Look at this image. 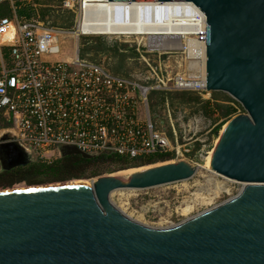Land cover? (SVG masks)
Here are the masks:
<instances>
[{
  "label": "water",
  "instance_id": "95a60500",
  "mask_svg": "<svg viewBox=\"0 0 264 264\" xmlns=\"http://www.w3.org/2000/svg\"><path fill=\"white\" fill-rule=\"evenodd\" d=\"M109 1L190 2L204 14L207 88L243 109L225 124L210 168L244 187L167 228L129 218L111 195L188 181L198 167L187 161L126 179L108 175L83 184L0 189V264H264V0ZM12 136L11 130L0 133V171L34 162ZM58 149L61 158L112 154Z\"/></svg>",
  "mask_w": 264,
  "mask_h": 264
},
{
  "label": "built area",
  "instance_id": "2783aa9c",
  "mask_svg": "<svg viewBox=\"0 0 264 264\" xmlns=\"http://www.w3.org/2000/svg\"><path fill=\"white\" fill-rule=\"evenodd\" d=\"M104 1L62 0V7L74 13L70 29L19 17L15 0H0V6L10 8V16L0 15V118L9 123L0 126V133L11 130L10 139L43 164H53L60 157L58 148L66 145L89 154L111 151L132 161L166 153L171 162L203 168L216 145L212 148L211 138L219 122L186 107H172L167 100L160 116L151 111L149 97L156 91H190L213 101L207 88L206 21L196 35L197 54L190 35H181L183 43L178 39L181 48L173 42L167 49L152 46L149 35H129L138 42L134 50L139 67L126 76L78 54L59 58L61 37L93 35L82 30L85 4ZM165 55H179L181 60L175 61L182 70L167 68ZM226 103L236 109L235 115L243 112L236 100Z\"/></svg>",
  "mask_w": 264,
  "mask_h": 264
},
{
  "label": "rangeland",
  "instance_id": "374dc122",
  "mask_svg": "<svg viewBox=\"0 0 264 264\" xmlns=\"http://www.w3.org/2000/svg\"><path fill=\"white\" fill-rule=\"evenodd\" d=\"M20 3L22 8L28 7L33 9V17H44L51 23L53 21L51 16L52 13L66 14L70 12V10H64L62 8V0H20ZM45 10H49L51 13H47ZM0 15L10 16L9 5L0 6ZM72 27H74V24ZM70 31L74 32V30ZM138 40L143 44L144 41L142 39L139 38ZM59 43L61 49L59 58L61 59H74L78 54L81 59L89 61L97 60L104 64V66L112 73L122 76H126L139 67L137 65L139 55L132 53V50L137 47L138 43L136 37L133 36H131V38L117 35H91L77 37L74 33H70L61 37ZM101 43L107 46L109 50L97 51L98 49L95 48V46L100 47ZM125 51L127 52L125 53ZM149 58L154 60L158 59L156 56H149ZM180 58L179 55L162 56V59H165V66L167 68L172 66L171 69L174 71L182 70V66L178 65L175 61L177 59L181 60ZM182 107H186L190 111L192 110L191 106ZM158 110L159 115L162 116L161 107ZM214 117H216L217 121L221 123V129L229 121L228 119L221 117L218 111H214ZM211 140L213 148L216 143L215 136H213ZM59 150L60 149H58V153ZM31 158H35L33 153L31 154ZM168 162H171L170 158L157 160L153 163L132 164L128 168L120 169L118 168V164L114 161H99L83 167L81 174L75 173L76 175L63 180L52 182L41 181L36 183L21 181L10 186L0 183V189L24 188L25 186L44 185L74 180H87L92 182L99 177L113 175L125 169L148 168ZM203 168H200L196 175L188 181L145 190H132L128 192L129 195L128 193L121 194L116 191L111 195V201L123 211L125 215L141 224L150 227L167 228L177 225L185 219L223 203L229 198L236 196L244 187L243 183L235 180H226L223 176ZM187 205H190L191 209L184 212L183 208Z\"/></svg>",
  "mask_w": 264,
  "mask_h": 264
},
{
  "label": "bare ground",
  "instance_id": "6f19581e",
  "mask_svg": "<svg viewBox=\"0 0 264 264\" xmlns=\"http://www.w3.org/2000/svg\"><path fill=\"white\" fill-rule=\"evenodd\" d=\"M85 5L88 9L82 28L84 32L93 35H117L128 38L131 37L129 35H149L150 44L158 49H167L171 44L173 45V42L177 48H181L182 45L179 42V40L182 42L181 35H190L188 37L193 41L192 47L195 48V54L198 52L200 43L196 35H199L201 30L205 28V16L193 3H156L154 1L120 2L106 0L104 2ZM78 32L75 31V34H78ZM224 128L225 125L221 129L220 135ZM220 135L216 137V144L220 139ZM212 154L213 150L206 159L203 167L217 174L210 168ZM143 169L146 168H129L119 171L113 174V176L126 179L131 173ZM225 179L227 180L228 178ZM83 183L81 180H74L51 184L73 185ZM21 188L9 190H19ZM130 191L132 190H119L117 192L126 194ZM190 209L191 206L187 205L183 208V211L187 212Z\"/></svg>",
  "mask_w": 264,
  "mask_h": 264
},
{
  "label": "trees",
  "instance_id": "16d2710c",
  "mask_svg": "<svg viewBox=\"0 0 264 264\" xmlns=\"http://www.w3.org/2000/svg\"><path fill=\"white\" fill-rule=\"evenodd\" d=\"M17 6V14L19 17L30 18L34 16V11L32 8H22L20 5V0H15ZM8 5V4H4ZM63 8V7H62ZM64 9V8H63ZM66 10V9H64ZM49 13V10H45ZM51 13V12H50ZM52 24L56 26L71 28L74 24V13L68 12L63 13H52ZM39 19L46 20V18ZM97 51L109 50L107 46L101 43L100 47L95 46ZM118 49V48H117ZM132 53H136L132 50ZM96 62H98L96 60ZM213 101L203 100L198 94L190 91H156L152 92L149 97L150 109L152 112L159 111L158 109L164 106L167 100L172 107L176 106H191L192 112L203 113L214 123H217V118L214 117V111H218L221 117L230 120L236 112V109L226 103L232 100V98L222 92H212ZM220 124L215 128V132L220 129ZM9 123L0 118V126H8ZM170 158L169 154L162 153L156 155L147 156L145 159L141 160H129L127 157L117 156L115 154H101L92 158H85L79 154H70L65 157H59L54 161L53 164H43L39 161H34L29 167H21L20 171L16 173V177L10 178L7 181H0V183L7 184L8 186L21 181H27L29 183L43 182V181H57L63 180L68 177L76 175L75 173L81 174L83 167L91 163L99 161H114L118 164V168H128L132 164H142V163H153L157 160H165Z\"/></svg>",
  "mask_w": 264,
  "mask_h": 264
},
{
  "label": "flooded vegetation",
  "instance_id": "af4514ba",
  "mask_svg": "<svg viewBox=\"0 0 264 264\" xmlns=\"http://www.w3.org/2000/svg\"><path fill=\"white\" fill-rule=\"evenodd\" d=\"M33 163V162H32ZM32 163L28 164L27 166L29 167ZM27 166H19V167H15L11 170H2L0 171V181H7L10 178L16 177V173H18V171H20L21 167H27Z\"/></svg>",
  "mask_w": 264,
  "mask_h": 264
},
{
  "label": "crops",
  "instance_id": "0c3cea01",
  "mask_svg": "<svg viewBox=\"0 0 264 264\" xmlns=\"http://www.w3.org/2000/svg\"><path fill=\"white\" fill-rule=\"evenodd\" d=\"M33 17V16H32Z\"/></svg>",
  "mask_w": 264,
  "mask_h": 264
}]
</instances>
